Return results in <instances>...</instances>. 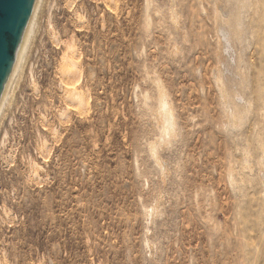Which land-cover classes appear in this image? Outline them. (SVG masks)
Here are the masks:
<instances>
[{
  "label": "rangeland",
  "instance_id": "1",
  "mask_svg": "<svg viewBox=\"0 0 264 264\" xmlns=\"http://www.w3.org/2000/svg\"><path fill=\"white\" fill-rule=\"evenodd\" d=\"M35 21L0 113V264H264V0Z\"/></svg>",
  "mask_w": 264,
  "mask_h": 264
},
{
  "label": "water",
  "instance_id": "2",
  "mask_svg": "<svg viewBox=\"0 0 264 264\" xmlns=\"http://www.w3.org/2000/svg\"><path fill=\"white\" fill-rule=\"evenodd\" d=\"M38 0H0V102Z\"/></svg>",
  "mask_w": 264,
  "mask_h": 264
},
{
  "label": "bare ground",
  "instance_id": "3",
  "mask_svg": "<svg viewBox=\"0 0 264 264\" xmlns=\"http://www.w3.org/2000/svg\"><path fill=\"white\" fill-rule=\"evenodd\" d=\"M232 2V1H231ZM40 4H41V0H38L37 3H36V7L34 9V12H33V15H32V18L30 20V23H29V26H28V29H27V32H26V36H25V39H24V43H23V46L20 50V53H19V56H18V60H17V63H16V66L14 68V71L12 73V76L9 80V83L6 87V90H5V93L3 95V98L0 102V113L2 112L3 110V107L5 106V101L7 99V96L9 95V90L11 89L10 88V85L11 83H13L12 81L15 79L16 75L18 74L19 72V69H20V65L22 64L21 61H22V58L27 50V47H28V44L31 40V36L33 34V31H34V25H35V19L37 17V14H38V10L40 9ZM232 4V3H231ZM236 4V3H235ZM233 6V5H232ZM236 6V5H234ZM233 6V10L234 11L235 9L237 8H234ZM239 8V7H238ZM239 10V9H238ZM237 11V10H235ZM234 11V12H235ZM234 12H232L234 14ZM231 13V12H230ZM231 13V14H232ZM236 13V12H235ZM233 16H231L232 18ZM234 19V22L236 21V16L233 18ZM233 22V21H231ZM235 24V23H234ZM229 25V24H228ZM24 60V59H23ZM235 87V86H234ZM233 93H235V91H233ZM165 94V93H163ZM161 95V99H160V102H159V115H160V122H161V126H162V133H161V138L162 139L161 141H163L164 143H167L168 144V140H172L171 138L173 137V134L176 133L175 130H176V124H175V118H174V110H172V108L170 107L171 105H169L170 103L168 102V98H167V95ZM238 94V93H237ZM235 97V94L234 96ZM236 98V97H235ZM233 101V100H232ZM237 101V99H236ZM238 107V106H237ZM238 109V108H237ZM236 110V109H235ZM239 111V110H238ZM237 113V112H236ZM238 115V114H237ZM159 122V121H158ZM175 136V134H174ZM171 137V138H170ZM174 138V137H173ZM167 140V142H165L164 140ZM170 144V142H169ZM153 147V146H152Z\"/></svg>",
  "mask_w": 264,
  "mask_h": 264
}]
</instances>
